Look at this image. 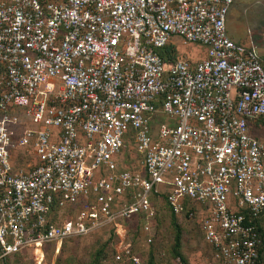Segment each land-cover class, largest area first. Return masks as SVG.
<instances>
[{
	"label": "built area",
	"instance_id": "built-area-1",
	"mask_svg": "<svg viewBox=\"0 0 264 264\" xmlns=\"http://www.w3.org/2000/svg\"><path fill=\"white\" fill-rule=\"evenodd\" d=\"M233 2L0 0L1 264L133 218L150 242L157 201L198 220L211 264L257 263L264 65L227 34Z\"/></svg>",
	"mask_w": 264,
	"mask_h": 264
},
{
	"label": "rangeland",
	"instance_id": "rangeland-1",
	"mask_svg": "<svg viewBox=\"0 0 264 264\" xmlns=\"http://www.w3.org/2000/svg\"><path fill=\"white\" fill-rule=\"evenodd\" d=\"M226 31L234 41L253 42L259 53L264 55V0H234L226 17ZM179 44L183 56L192 59L202 58L204 49L194 43L183 44L181 38L171 37ZM249 134L264 143V119L249 121ZM32 126L23 116L19 117L18 130ZM126 150L130 162L135 163L134 151ZM20 152L19 150H17ZM17 153V152H16ZM26 156V155H25ZM156 207V206H155ZM180 226V252L187 264H211V252L204 243L199 224L195 219L174 216ZM123 223V224H122ZM121 223V228L108 225L98 228L83 236L65 239L57 252L52 247L45 251L42 264H148L153 257L155 264H181V260L173 254L174 227L171 214L164 205L157 206L156 218L152 223V239L141 231V220L133 218ZM264 229V220H263ZM128 249L129 255H135L138 263H134L121 250ZM120 254L121 259L115 255ZM9 260L10 264H33L30 259L17 258ZM261 264H264V251Z\"/></svg>",
	"mask_w": 264,
	"mask_h": 264
},
{
	"label": "trees",
	"instance_id": "trees-1",
	"mask_svg": "<svg viewBox=\"0 0 264 264\" xmlns=\"http://www.w3.org/2000/svg\"><path fill=\"white\" fill-rule=\"evenodd\" d=\"M262 63L264 65V55L262 56ZM258 119H264V117L257 118L256 120H258ZM161 205H162V203H158V201H157L156 209H157V206L160 207ZM170 214H171V220L173 223V227L175 230L174 239H173V254H174V256L178 257L181 260V264H187L186 259L184 258V256L180 252V246H181L180 226L176 223L174 215L171 212H170ZM155 218H156V216H155ZM246 219L253 222L256 225L257 230L260 232L261 239H260V244H259V248H258L259 249L258 250V259H257L256 264H261L262 255H263V251H264V229H263L264 212L259 214L257 217L252 218V219L249 216H247ZM195 220H197V219H195ZM197 222H198V220H197ZM49 247H52V249L54 250L53 246H48L47 248H49ZM46 249H45V251H46ZM11 259H14L15 263H17V261H18L17 257L16 258H7V260L3 264H10L9 260H11ZM92 264H94V261L92 262ZM148 264H155L152 256L149 257Z\"/></svg>",
	"mask_w": 264,
	"mask_h": 264
}]
</instances>
